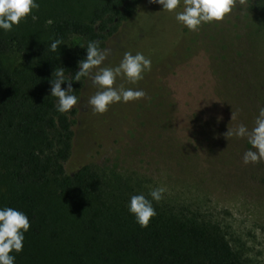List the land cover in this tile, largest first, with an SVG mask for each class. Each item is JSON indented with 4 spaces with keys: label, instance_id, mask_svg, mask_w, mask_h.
Returning <instances> with one entry per match:
<instances>
[{
    "label": "trees",
    "instance_id": "1",
    "mask_svg": "<svg viewBox=\"0 0 264 264\" xmlns=\"http://www.w3.org/2000/svg\"><path fill=\"white\" fill-rule=\"evenodd\" d=\"M144 1L36 0L29 17L0 30V58L18 53L22 61L13 70L0 59V208L21 211L30 223L22 252L10 253L14 264H247L219 226L183 210L152 201L156 215L141 228L127 210L141 188L128 178L90 163L65 171L77 110L56 111L52 72L62 67L74 76L89 41L110 55L125 39L141 42L151 24L134 31L132 23ZM248 10L264 36V0H250ZM174 32L162 59L176 46ZM55 39L62 43L52 52ZM87 81H73L71 94L81 99Z\"/></svg>",
    "mask_w": 264,
    "mask_h": 264
},
{
    "label": "rangeland",
    "instance_id": "2",
    "mask_svg": "<svg viewBox=\"0 0 264 264\" xmlns=\"http://www.w3.org/2000/svg\"><path fill=\"white\" fill-rule=\"evenodd\" d=\"M249 3L236 0L224 20L192 32L145 0L132 23L134 31L151 24L143 40L125 39L99 67L117 66L125 52L142 53L157 63L152 74L136 84L117 77L113 86L146 96L94 115L87 100L97 89L88 80L75 105L65 171L90 163L128 178L146 196L163 187L158 203L216 224L247 264H264V163L244 164L252 146L225 136L240 124L251 131L264 106V36ZM174 30L176 46L162 59ZM0 59L13 70L22 62L18 53Z\"/></svg>",
    "mask_w": 264,
    "mask_h": 264
},
{
    "label": "clouds",
    "instance_id": "3",
    "mask_svg": "<svg viewBox=\"0 0 264 264\" xmlns=\"http://www.w3.org/2000/svg\"><path fill=\"white\" fill-rule=\"evenodd\" d=\"M158 4L162 11L174 13L178 24L183 25L189 31L199 30L202 24L220 22L231 13L236 0H183V10L177 11L181 0H149ZM243 3L244 0H239ZM39 7L36 0H0V30L10 32L14 26ZM35 19V16H32ZM60 39L52 40L49 50L55 52L61 45ZM85 57L78 61V71L70 79L64 76V68H55L49 83L50 95L56 98L55 109L61 114L70 112L77 104L78 97L73 92L72 82H80L81 77H86L97 89L94 95L87 100V106L94 115L104 114L110 105L115 103H129L138 101L146 96L143 89L114 87L117 77H123L128 83L136 84L143 79L144 73L151 70V60L142 53L125 52L119 64L115 67H99L107 58L108 50H101L98 42L89 41L84 47ZM95 70V71H94ZM65 84L62 89L61 84ZM232 119V116H231ZM226 138L236 136L246 138L252 146L243 153L244 164L264 163V106L258 109L255 126L249 131L245 125L240 124L234 129H228ZM254 149V150H253ZM165 189L163 187L152 188L148 192L151 200L144 194L132 195L129 198L127 210L135 222L141 227L148 226L149 221L156 215L152 201L159 202ZM30 223L27 216L11 207L0 208V264H14L15 256L23 250L24 234L29 231Z\"/></svg>",
    "mask_w": 264,
    "mask_h": 264
}]
</instances>
